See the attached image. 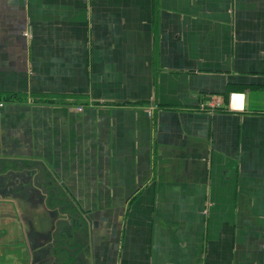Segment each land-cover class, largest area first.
Listing matches in <instances>:
<instances>
[{"label":"crops","instance_id":"1","mask_svg":"<svg viewBox=\"0 0 264 264\" xmlns=\"http://www.w3.org/2000/svg\"><path fill=\"white\" fill-rule=\"evenodd\" d=\"M56 191L79 264H264V0H0V264Z\"/></svg>","mask_w":264,"mask_h":264},{"label":"water","instance_id":"2","mask_svg":"<svg viewBox=\"0 0 264 264\" xmlns=\"http://www.w3.org/2000/svg\"><path fill=\"white\" fill-rule=\"evenodd\" d=\"M54 195V194H53ZM55 199L56 203L60 206L61 212L58 213L59 216H66L67 220H61L60 226L62 227L61 233L58 234V243H57V249H58V255L59 260H56L59 264H79V262L76 260L75 262H71L73 259L72 256L65 257L64 252L65 251V245L72 239V235L69 234V231L74 230V226L82 229L84 226H86L85 222L82 220L83 217V211L78 206H76L68 192H55ZM63 203V205H62ZM57 214V213H56ZM65 226V227H63ZM69 261V262H68ZM78 262V263H77Z\"/></svg>","mask_w":264,"mask_h":264},{"label":"flooded vegetation","instance_id":"3","mask_svg":"<svg viewBox=\"0 0 264 264\" xmlns=\"http://www.w3.org/2000/svg\"><path fill=\"white\" fill-rule=\"evenodd\" d=\"M10 193L12 196L16 195L15 192H10ZM47 203H48V207L52 208L54 206L53 203L52 204H50L49 202H47ZM62 205H63V203H62ZM43 208H45V206ZM50 211L52 212V213L49 212L50 216L51 215L54 216L55 211H52V210H50ZM47 212H46V214L48 215ZM62 219L67 220L66 216H62ZM59 228H62V227L60 226ZM57 230H58V228L56 225L50 226V227L47 226L46 231L42 235L43 245L35 251V253H34L35 256L33 257L32 264H58L56 261L57 259H58V262L61 263V261L59 260V255H58V250H57V243H58ZM63 252H64L65 257L72 256L73 259L71 260V262L72 263L75 262L74 256H73L74 253H72V251L70 249L65 248V251H63Z\"/></svg>","mask_w":264,"mask_h":264},{"label":"built area","instance_id":"4","mask_svg":"<svg viewBox=\"0 0 264 264\" xmlns=\"http://www.w3.org/2000/svg\"><path fill=\"white\" fill-rule=\"evenodd\" d=\"M26 37H29V34H26Z\"/></svg>","mask_w":264,"mask_h":264}]
</instances>
